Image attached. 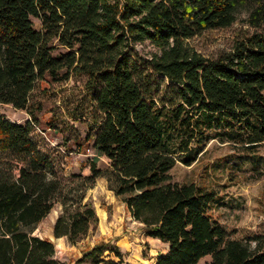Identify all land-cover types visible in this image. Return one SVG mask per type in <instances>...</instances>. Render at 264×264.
Returning <instances> with one entry per match:
<instances>
[{"label": "trees", "instance_id": "trees-1", "mask_svg": "<svg viewBox=\"0 0 264 264\" xmlns=\"http://www.w3.org/2000/svg\"><path fill=\"white\" fill-rule=\"evenodd\" d=\"M238 21L245 29L215 57L190 42ZM145 42L155 47L146 57ZM79 79L48 128L84 125L73 140L107 162L67 174L36 133L35 91ZM0 103L29 115L0 113V264H59L55 244L34 232L58 207L54 237L85 240L99 222L87 199L99 179L168 246L154 264H264V233L235 237L211 214L215 189L171 174L210 139L247 154L264 146V0H0ZM126 256L103 241L77 263L130 264Z\"/></svg>", "mask_w": 264, "mask_h": 264}, {"label": "rangeland", "instance_id": "rangeland-1", "mask_svg": "<svg viewBox=\"0 0 264 264\" xmlns=\"http://www.w3.org/2000/svg\"><path fill=\"white\" fill-rule=\"evenodd\" d=\"M244 29L241 21H238L229 28L206 31L190 42L205 56L215 57L228 50L237 34ZM137 50L146 57L155 51V47L145 42L137 45ZM81 82L79 79L78 82L70 80L64 85L43 84L40 90L35 91V98L42 99L44 104L43 111L38 114L40 124L36 127V133L43 138L44 147L56 155L57 162L62 163L67 174L88 173L89 162L93 158H98L101 167L107 162L86 142L82 141V145H78L73 140L77 135L81 138L85 136L84 125L68 119L73 128L62 133L47 125L55 112H60L62 98L69 94L71 87ZM158 83H163L159 86V90H163L166 83L158 77L154 85L156 89ZM46 87L49 89L44 91ZM0 113L12 121L24 122L29 119L26 111L8 104L0 103ZM66 137L70 140H66ZM238 149L230 143L210 139L197 161L190 166L178 163L171 174L176 181L194 182L215 189L220 199L213 204V218L235 237H244L252 233H264V146L256 148L254 154ZM242 161L244 164H241ZM87 199L95 207L99 222L85 240L72 245L65 238L54 237L53 224L59 213L58 207L38 224L34 232L55 244L59 264H78L77 260L86 250L103 241L117 243L127 252L126 261L130 264H152L159 254L167 251L166 244L147 236L143 225L132 219L124 203L107 188L104 179L97 181ZM107 260L119 261L115 256H109ZM210 260L211 257L207 256L198 264H206Z\"/></svg>", "mask_w": 264, "mask_h": 264}, {"label": "crops", "instance_id": "crops-1", "mask_svg": "<svg viewBox=\"0 0 264 264\" xmlns=\"http://www.w3.org/2000/svg\"><path fill=\"white\" fill-rule=\"evenodd\" d=\"M57 217V216H56ZM167 246V245H166ZM167 248H168V246H167ZM152 264H154V263H152Z\"/></svg>", "mask_w": 264, "mask_h": 264}]
</instances>
